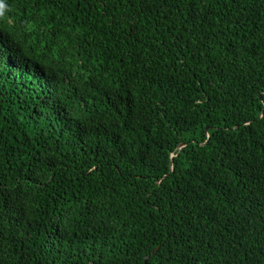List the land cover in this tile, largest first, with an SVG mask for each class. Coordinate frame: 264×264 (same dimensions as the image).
<instances>
[{
  "label": "trees",
  "instance_id": "obj_1",
  "mask_svg": "<svg viewBox=\"0 0 264 264\" xmlns=\"http://www.w3.org/2000/svg\"><path fill=\"white\" fill-rule=\"evenodd\" d=\"M146 257L264 264V0H0V264Z\"/></svg>",
  "mask_w": 264,
  "mask_h": 264
},
{
  "label": "water",
  "instance_id": "obj_2",
  "mask_svg": "<svg viewBox=\"0 0 264 264\" xmlns=\"http://www.w3.org/2000/svg\"><path fill=\"white\" fill-rule=\"evenodd\" d=\"M194 143H196V142H194ZM189 145V143L188 142H186V143H181L179 146H178V150H181V149H183L184 147H186V146H188ZM158 249H156L155 251H157ZM154 251V252H155ZM148 262V257H146L145 258V264H148L147 263Z\"/></svg>",
  "mask_w": 264,
  "mask_h": 264
}]
</instances>
